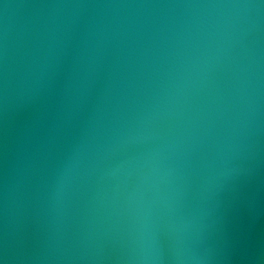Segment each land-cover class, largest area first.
<instances>
[{"label":"water","instance_id":"1","mask_svg":"<svg viewBox=\"0 0 264 264\" xmlns=\"http://www.w3.org/2000/svg\"><path fill=\"white\" fill-rule=\"evenodd\" d=\"M0 264H264V0H0Z\"/></svg>","mask_w":264,"mask_h":264}]
</instances>
